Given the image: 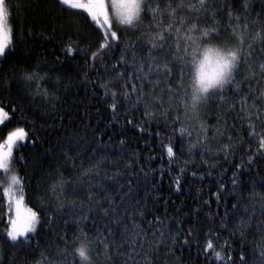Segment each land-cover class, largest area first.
Here are the masks:
<instances>
[{"label":"snow or ice","instance_id":"obj_1","mask_svg":"<svg viewBox=\"0 0 264 264\" xmlns=\"http://www.w3.org/2000/svg\"><path fill=\"white\" fill-rule=\"evenodd\" d=\"M55 3L61 10H78L73 14L83 15L85 22L97 37L95 50H92V44L81 47L79 39L72 40L69 36L70 43L65 49L67 52L80 51L86 55L90 53L93 68L99 62L107 69L106 61L109 59L115 61L111 64V70L115 75L108 77V80L101 84L105 95H110L113 99L109 106L113 112L110 124L118 121L116 112L118 106L115 101L119 97L130 100L133 95L136 97V104L143 105L144 115L149 120L163 118L165 126H169V117L176 113L171 120L172 126L181 122V114L199 122L200 134L195 141L188 142L187 153L194 157L195 150L204 151L199 152L201 157L199 161L194 158L184 161V166L180 168L181 174L190 164L195 167L201 164L213 166L204 158L213 152L209 147L211 140L220 143L221 146L215 151L222 153L225 159L229 155H234L240 150V145L245 143V131L248 140L251 141L248 144L247 164L250 166L257 156L264 157V10L253 15L254 0H239L238 10L233 7L232 0H55ZM31 7V0H0V58L7 60L16 47L10 23L13 15L26 17ZM145 21L150 23L145 24ZM182 32L187 35H181ZM210 42L233 49L235 61L231 75L219 87L212 86L211 81L207 80L201 71V78L212 88L203 105L206 107L209 103H214L221 113L217 116V126L211 128L213 133L211 138L208 136L209 126L200 119L201 104H190V94L185 88V69H188L187 75L192 78L195 54ZM115 52H119L118 58L111 55ZM44 63L47 64L46 61ZM242 68H246L247 72L242 73ZM54 69L55 64L47 67L46 71L43 65L35 64L32 69L21 70L22 79L26 82L51 79L49 73ZM175 74H178V79L173 83L172 78ZM239 76L243 78L238 79ZM4 79L5 76L0 74V81ZM85 79L87 81V74ZM55 81L57 83L61 81L59 74L55 76ZM253 81L259 87H254ZM115 83L121 84L119 90L112 87ZM230 85L233 87L229 88ZM242 85L246 86V89ZM157 89L159 94L156 92ZM229 92L238 99H232L228 95ZM26 94L30 99L37 95L50 98L49 106L52 108H55V104L51 101L59 100L56 92L49 93L46 89L41 91L37 88L36 92L28 91ZM165 95L167 99L164 98ZM229 113H235L241 120L239 129L235 123L229 124L224 118ZM8 115L9 113L0 107V123H3ZM59 119L62 121L64 117L60 116ZM222 119L223 123H220ZM128 123L131 124L132 120L129 119ZM140 130L143 131V127ZM179 131L183 134L186 129L182 126ZM233 132L235 136L232 135ZM103 135L102 132L94 133L91 140H87L86 137L69 136L64 142L57 141L56 146L60 149V154L65 161H72L74 167L77 156L83 154L81 150L91 148L92 157L99 154V159L95 163L84 167L81 162L78 169L81 181L87 179L89 184L86 189V201L68 200L63 195L66 181L61 177L49 189L55 196L54 200L37 196L35 199L39 206L29 207L25 204L26 182L16 167L18 163L28 161L22 154L17 157L16 153L25 146V141L34 146L39 137L36 136L34 128L31 130V137L24 127H17L7 133L6 138L0 142V174L5 177L3 198L7 201L8 213L7 223L0 232V264H17L15 253L5 259V245H12L15 248L25 245L31 247L35 235L44 228L52 231L64 247L55 245L54 256L42 251L40 259L24 261V264H84L85 260L88 264H93V245L96 246V254L103 256L104 264H157L161 247L166 249L164 255L167 260L178 264L175 246L177 243L188 244L193 236V230L189 228L187 234H184L182 229L175 233L166 231L167 225L161 217L156 216L154 220L145 219L147 212L141 207L140 201L129 204V201L135 199L133 180L136 174L133 170L139 161L134 159L137 156L135 152L127 153L129 159H124L126 154L123 147L126 143L124 139L120 140L117 158L112 161L117 166L116 170L111 174L107 170L103 175L100 174L101 166L110 159L108 152L112 139L109 137L108 143H105L101 139ZM69 148H74L77 155L73 156ZM166 148L168 157H174L172 143ZM180 148H184L183 136L180 139ZM171 162L170 159L169 163ZM119 165H123V171ZM235 167L237 169L244 167L243 158ZM144 175L147 183V174ZM192 175L196 176L197 173L194 171ZM122 177L127 178L125 184L119 183ZM93 178L114 181L117 195H105L103 201L97 198L92 186ZM139 183L137 181V185ZM174 183L176 190L179 191L180 175L174 178ZM232 184L233 186L238 184L237 173H233ZM98 186L103 187L102 184ZM220 189H224L223 184L220 185ZM104 191L107 193L108 189L104 188ZM260 199L264 201V196ZM220 200L221 195L218 193L217 201ZM232 208L236 209L237 205L233 204ZM254 215L255 208L252 209L248 220L240 219L239 223L234 225L242 237ZM97 216L101 218L102 223L97 224ZM260 216H264V203L260 205ZM228 217L229 213L226 210L224 216L220 217L221 228L227 226L225 221ZM137 218L145 221L147 227L137 223ZM57 221L63 225L62 230H58ZM89 221L95 229V235L88 241V251L85 253L83 249H78L77 245L82 243V238H88L89 232L85 231V228ZM0 223H3L2 219ZM70 223L75 226L76 231L69 237L67 228ZM117 226H120L119 241L115 231ZM256 227L264 230V220ZM208 235H213L211 229ZM214 238L219 240L218 235ZM36 246H40L39 242ZM220 248L222 251H217L213 239H207L203 253L207 259L223 261L224 264H264L262 245L257 244L253 248L251 258L246 257L241 250L238 259H233L228 241H224Z\"/></svg>","mask_w":264,"mask_h":264},{"label":"trees","instance_id":"obj_2","mask_svg":"<svg viewBox=\"0 0 264 264\" xmlns=\"http://www.w3.org/2000/svg\"><path fill=\"white\" fill-rule=\"evenodd\" d=\"M31 3L32 7L26 17L21 18L14 14L10 20L16 47L7 60L0 58V74L5 76V79L0 81V106L10 113L8 119L0 126V142L6 138L9 131L17 127H24L26 131H29L30 137L31 130L34 128L36 136L39 137L34 146L25 141V146L16 153L17 157L22 154L28 161V163L20 162L16 165L19 174L26 182L25 204L29 207L39 206L35 199L37 196L54 200L55 196L49 192V189L61 177L66 181L63 195L68 200L86 201V189L89 184L87 179L81 181L78 169L81 162L84 167L95 163L99 159V154L92 157L91 148H87L86 151L81 150L83 154L77 156L74 167L72 161H65L56 145L57 141L64 142L69 136L86 137L87 140H91L94 133L102 132L104 135L101 139L105 143H108L109 137L112 139L108 152L110 159L101 166L100 174L103 175L105 170L109 174L116 170L117 166L112 161L116 160L119 142L124 139L126 142L123 145L126 150L124 159H129L127 153L135 152L137 156L134 159L139 161L133 170L136 174L133 180L135 199L129 201V204L140 201L141 207L147 212L145 219L154 220L156 216L161 217L167 225L166 231L175 233L178 229H182L184 234H187L189 228L193 230V236L188 244L177 243L175 246L178 264H224L223 261L206 258L203 246L207 239H213L217 251H222L220 245L228 241L233 259H238L241 250L246 257L251 258L252 250L257 244L264 246V230L256 227L261 220H264V216H260V205L264 203L260 199L264 196V179H262L264 157L257 156L250 166L247 164L248 144L251 143L247 132H244L245 143L240 145V150L234 155H229L227 159L222 153L215 151L221 146L220 143L211 140L209 147L213 149V152L204 158L208 159L213 166L201 164L195 167L190 164L181 174L180 168L184 166V161L192 158L199 161L201 159L199 152L204 151V149L195 150L194 157H190L187 153L188 142L195 141L200 134L199 122L181 114V122L172 126L171 120L176 113L169 117V126H165L163 118L149 120L144 115L143 105H137L136 97L133 95L130 100L119 97L115 101L118 106L116 110L118 121L110 124L113 112L109 106L113 103V99L110 95H105L101 84L108 80V77L115 75L111 70V64L115 61L107 60V69L99 62L93 68L90 53L86 55L80 51L65 50L66 45L70 43L69 36L72 40L79 39L81 47H87L89 44H92V50L96 47V34L85 22L84 16L73 14L78 10H61L56 6L55 0H31ZM232 4L234 8L239 9V0H232ZM252 9L253 15L255 12L264 10V0H254ZM224 19L227 23V18ZM148 23L150 21H145V24ZM181 35H187V33L182 32ZM111 55L118 58L119 52ZM45 61L47 64L44 63ZM35 64L43 65L45 71L47 67L55 64L54 71L49 73V77L52 78L33 82L24 81L21 70L32 69ZM241 72L246 73L247 69L242 68ZM187 73L188 69H185V88L190 94L191 77ZM57 74L61 77L59 83L55 81ZM85 74H87V81ZM242 78V76L238 77V79ZM172 79L175 83L178 74H175ZM253 86L259 87L255 81ZM112 87L119 90L121 84L115 83ZM244 87L246 89V86ZM37 88L41 91L46 89L49 93L56 92L59 100L51 101L55 104V108L49 106L50 98L42 95H37L34 99L29 98L26 92L34 93ZM156 92L159 94V89ZM228 95L232 99H238L231 92ZM164 98L167 99V96L165 95ZM182 111L181 109V113ZM219 115L221 113L214 103H209L203 113L200 111V119L209 126V138L213 135L212 126H217ZM60 116L64 117L62 121L59 119ZM224 118L229 124L235 123L237 128H240L241 120L235 113H229ZM129 119L132 120L131 124L128 123ZM220 123H223V119ZM182 126L186 129L183 134L179 131ZM141 127L143 131L140 130ZM232 135L235 136V132ZM181 136L184 141L183 149L180 148ZM169 143H172L175 151V156L172 158L167 155L166 146ZM65 147H68L67 144ZM68 150L73 156L77 155L74 148ZM242 158L244 167L237 169L235 165L241 163ZM170 159L171 163H169ZM119 168L123 171V165H119ZM194 171L197 173L196 176L192 175ZM145 173L147 183H145ZM233 173L238 175L236 186L232 184ZM177 175L181 177L179 191L176 190L174 183ZM126 179V177L120 178L119 183L125 184ZM4 181L5 177L0 174V219L3 220V223H0V232L7 223L8 215L7 201L3 198ZM137 181L140 182L138 185ZM101 184L103 187L98 186ZM221 184L224 185L223 190L220 189ZM92 186L95 195L102 201L105 195H117L114 181L93 178ZM104 188L108 189L107 193ZM218 193L221 195L219 202L217 201ZM233 204L237 205L236 209L232 208ZM253 208H255V215L242 237L234 225L238 224L240 219L248 220ZM226 210L229 213L225 221L227 226L221 228L220 217L224 216ZM96 222L100 224L103 221L97 216ZM136 222L142 227H147L145 221L137 218ZM57 224L58 230H62L63 225L60 221H57ZM129 227H131L130 222ZM209 229L213 232L212 236L208 235ZM74 231L76 228L70 223L67 235L70 237ZM85 231L89 232L88 238H82L81 242L87 244L95 235L91 221L88 222ZM115 231L119 241L120 226H117ZM216 235L219 236V240L214 238ZM37 242L39 247L36 246ZM55 245L64 247L52 231L44 228L35 235L31 241V247L25 245L15 248L12 245H5L4 256L8 259L15 253L17 264H24V261L40 259L42 251L49 256H54ZM92 247L93 264H104L103 256L96 254V246ZM225 247L227 248L228 245ZM165 252L166 249L161 247L157 264H173V261L167 260Z\"/></svg>","mask_w":264,"mask_h":264},{"label":"clouds","instance_id":"obj_3","mask_svg":"<svg viewBox=\"0 0 264 264\" xmlns=\"http://www.w3.org/2000/svg\"><path fill=\"white\" fill-rule=\"evenodd\" d=\"M234 50L229 47L210 42L199 49L195 54V63L192 65L191 91L189 103L202 104L212 90L208 83L201 78V71L212 86L219 87L231 75L234 66ZM222 73V75H221ZM78 249L88 251L86 243H79ZM84 264H88L85 260Z\"/></svg>","mask_w":264,"mask_h":264},{"label":"rangeland","instance_id":"obj_4","mask_svg":"<svg viewBox=\"0 0 264 264\" xmlns=\"http://www.w3.org/2000/svg\"><path fill=\"white\" fill-rule=\"evenodd\" d=\"M0 107H2V106H0ZM201 107V111H202V113H203V111L205 110V106L203 105V103H202V105L200 106ZM4 108V107H3ZM4 110L6 111V112H8L9 113V111L6 109V108H4ZM10 114V113H9ZM8 117H9V115H8ZM8 117L4 120V122L8 119ZM3 122V123H4ZM3 123H0V126H2V124Z\"/></svg>","mask_w":264,"mask_h":264}]
</instances>
